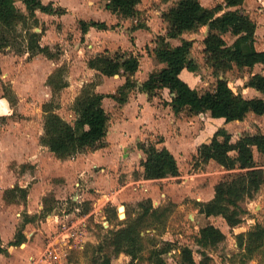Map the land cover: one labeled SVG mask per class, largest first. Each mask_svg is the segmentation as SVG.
Instances as JSON below:
<instances>
[{
	"label": "trees",
	"instance_id": "1",
	"mask_svg": "<svg viewBox=\"0 0 264 264\" xmlns=\"http://www.w3.org/2000/svg\"><path fill=\"white\" fill-rule=\"evenodd\" d=\"M43 0H0V52L6 48L14 49L16 54L28 53V58L42 54L48 59L57 58L61 52L55 45L41 47V33L32 30L30 24H37L36 11L50 15H64L66 10L54 7L52 3L44 5ZM245 0H223L213 8L201 5L199 0H178L175 5L163 13L162 20L167 24L165 33L155 39L153 56L163 67L149 74L148 78L137 87L134 79L139 68L140 54H126L121 50L113 53L104 51L88 59L87 65L99 75L94 80L84 84L76 96L72 110L76 115L73 123H69L56 111L59 103H54V94L67 87V69L59 67L47 80L52 88V99L42 105L43 127L40 136L41 145L53 153L57 159L66 160L78 154L93 152L108 146L106 141L107 123L110 114L102 107L104 97H111L117 103L128 101L131 92L138 88L149 98L166 91L169 105L175 114L186 112L188 116L208 113L211 118L223 119L224 124L242 122L250 114L264 116V75L253 73V68L264 65V48L255 47V22L242 10ZM22 3L24 11L17 7ZM141 0H106L105 8L118 20H136L139 15L138 5ZM30 23V24H29ZM82 35L89 28L107 30L104 22L79 21ZM142 25L136 24L135 28ZM207 28L204 36L203 56L207 67L214 76L212 89L200 91L191 87L185 74H198L199 63L191 55L193 42L182 36ZM225 35L234 38L231 44L224 39ZM171 40H180L179 45H172ZM237 69L239 75L235 84L220 73ZM244 72L248 73L246 78ZM124 76L125 80L115 94L102 95L95 92V87L102 81V76ZM251 88L261 94L245 98L238 88ZM161 142V141H160ZM137 148L144 159L140 162L143 168L142 178L145 180H160L176 177L179 174L175 157L165 148H157L152 142H138ZM254 151L264 156V132L244 131L230 133L225 128L217 129L208 141L199 143L196 155L193 157V168L202 170L210 161L224 170L234 172L214 185V195L206 202H197L199 212L206 218L221 217L229 227L241 224L246 209L242 206L246 200H253L260 187L264 185V170L255 160ZM15 198L20 193L25 201L26 188L15 186L9 190ZM89 209H82L85 214ZM107 219L120 216L119 227L107 231L101 236L98 244L91 246L88 264H113L124 254L130 258L128 264H138L146 251V231L159 232L165 227L171 212L169 207H153L151 199L137 202L136 209L126 210L124 205L107 207ZM33 220L24 215L22 226L16 231L14 239L6 245L0 244V254H7L15 246L26 242L23 227ZM103 229V226H100ZM226 239V235L216 226L206 224L199 229L195 240V249L180 248L181 264H210V250H216ZM144 258L149 264H167L164 255L175 250L170 241H157L153 238ZM239 264H252L254 258H260L264 264V220L245 233L236 235ZM194 253L199 260L196 261ZM237 256V257H238Z\"/></svg>",
	"mask_w": 264,
	"mask_h": 264
},
{
	"label": "rangeland",
	"instance_id": "2",
	"mask_svg": "<svg viewBox=\"0 0 264 264\" xmlns=\"http://www.w3.org/2000/svg\"><path fill=\"white\" fill-rule=\"evenodd\" d=\"M49 1H52L54 3V7L63 8L64 6L68 10H70V13H68L63 20L66 28H68V30L65 31V35L66 38L70 41L69 47L68 49L66 48V50H68L70 53H75V55L73 56V60H75L77 67L82 70L84 67L83 63L85 59L93 56V53L89 54L90 50L86 47L84 42L80 43L82 44L83 50L80 53H76L73 49V33L72 30L69 29L73 27V18L84 20L93 19L101 21L108 19L110 12L106 10L100 12V10L97 9V6H103L104 3H106V0H89L90 3L86 4L87 6H94L95 4H98L96 5V8L85 6L86 0ZM177 1L178 0H141V3L138 6L141 8V10L139 12V15L137 16L138 20H136V24L142 25L141 30L143 32L150 33L151 37H153V39L155 40L156 35L164 31L167 25L162 20L161 15L167 12L170 7L175 5ZM199 1L202 6L207 8H213L218 3L223 2V0ZM16 5L18 8L24 11L22 3L16 2ZM241 8L256 24L255 47L257 49L264 48V0H245ZM51 16L60 17L58 15ZM39 17L40 20L37 19V24L33 25L32 23H29L32 30L37 33H40V31H42V33L44 34L46 30L51 27V25H53L56 29L60 28L61 26L60 21L56 19L57 17L53 18L49 16H43V14H39ZM117 20L118 19L114 18V20H112L114 22L113 24L118 25L117 22H115ZM77 21L75 25H78ZM129 22L131 21L129 20ZM147 24H149V26H147ZM134 28L135 26L133 23H130V26L127 27L128 31L129 29L132 30ZM206 33L207 28L205 27L201 28L197 32L186 33L182 36L183 38L191 40L193 42L191 55L198 59L197 62L200 66L198 74L194 75V77H196L194 86L200 91L212 89L216 80L211 74V70L207 67L205 58L202 54V40ZM224 39L228 44H231L234 40V38L229 35H225ZM154 40L149 41V43L154 42ZM121 43L122 45H124L125 40L123 39ZM149 43L147 41L145 48L142 49L143 53H146V49L150 51V48H148ZM171 43L172 45L180 44V40H173L171 41ZM54 45L59 47V45L57 44ZM9 50L10 52H14V49L9 48ZM59 50L61 52L60 47ZM2 52H6V50H3ZM64 65L67 69V61L64 63ZM252 71L253 73L264 74V65L258 64L253 68ZM238 75L239 72L237 71V69L233 68L230 71L220 73V78H225L232 84H235ZM244 75L246 78L248 77L247 72H244ZM67 77L68 69L66 78ZM36 80L40 82L38 78ZM45 84H47V82ZM37 88L39 90L34 92H18V95H20L23 100L29 99L33 101V104L31 106L25 107L23 104L19 105L18 99L20 98H17L15 94L16 92L12 89L11 85L8 82L2 84L3 98L6 100V104L11 111L9 117L14 118L18 121L26 120L27 122H31V131L35 138H37L38 131L41 128L40 126L43 127L42 105L45 101L44 99L48 98V100H50L53 96V92H50V96L46 97L44 96L45 93H43L41 87L37 86ZM238 90L245 98L251 97V95L246 91V88L244 89L239 87ZM62 91L63 89L59 93L54 94L53 97L54 103H59V108L56 112H58L66 121L70 120V122H74L75 118L70 115L73 113L72 105L76 97L72 101L74 95L73 91L71 90V92L68 94H62ZM79 92L77 93V95L79 94ZM157 96L160 99H163L165 97L168 98V94H161V92H159ZM188 117L189 116L186 112L182 113L181 118H183L182 120L184 123L182 124V126L178 125L179 131H181L182 127H191L190 125L192 124H190V121L188 122ZM199 121L200 123H203V128V126H205L206 120L199 118ZM2 122L3 120L0 118V123ZM216 124L217 123H215V125ZM215 125L209 124L207 125L208 127L206 126L205 132L202 133L205 140L211 137V135H213V133L219 127L225 128L230 133L240 134L244 131L255 132L257 130L264 132V116H255L253 114H250L242 122L235 121L229 124H222L219 127H215ZM188 127L185 128V133H187V129H189ZM158 139L159 136L153 138V140L155 141H157ZM36 140L37 139H34V144L37 145V148H34L33 157L30 158V161L27 160V157H21L19 155H17L16 158H14L15 156H7V158H4L3 163L6 169L5 176L7 174H10V179L13 178L8 181L7 175L2 186L0 187V199H2V203H0V221L6 222V231H9L10 229L8 221H11V224L12 222L16 223L15 230L17 231L22 226L24 215H26V210H22V205L26 201H23L24 198L21 196V194L16 193L15 198L11 199L12 195L8 193V191L13 189L16 185L19 186L18 183L20 177H25L27 181H29L30 189L27 187L28 194H31V199H39L40 201L42 200L43 207L39 210V212L29 214V216L32 217L33 220L29 225H24L23 227L26 242L21 244L20 246H15L14 248L10 249L7 254H1L0 264L3 263V259H7L10 256V252L19 249H26L28 246H32L34 248V250L30 248V250L26 251L28 252V255L26 256V258H28V262L29 260L30 262L40 260L45 256V258H56V256H53V254L50 252L52 249L49 252H45L48 250V248L47 250H45V247L49 244L51 239H55V241L54 243L53 241L52 243L50 242V244H60L62 243V241L67 243V238L70 239L69 245L66 246L61 244L65 249H67L64 256V261H66L65 264H88L90 255L89 253L91 249L90 247L98 244L101 236L104 235L107 231L118 228L120 221H122L120 220L121 218L119 216V213L117 212L116 218H108V223L104 225V223L106 222V218L109 215L106 210L107 207H118L119 205H124L125 211H130L131 209H136L137 202L145 200L147 198L151 199L153 207H169L171 208V212L168 216L165 227L159 232L160 235L155 234V232L151 230L142 233V235L146 237L144 242L147 247L146 251H144L142 254L143 259H141L138 264H149L144 258H146L148 254V247L152 243V240H150V238H153L157 241L165 240L172 242L176 246V248L170 253L164 255L165 261L167 264H181L180 248L189 247L191 249H195V240L198 235L199 229L206 224H212L218 227L220 230L223 229L224 232L222 230L221 231L226 235L225 241L216 250L209 251V255L212 257V261L210 264H239L238 253L240 252V250L237 247L236 235L247 232L255 225V223H262L264 220V185L260 187L253 200H246L244 203H242V206L246 209V214L243 215L242 222L238 226L229 227L221 217L206 218L199 212L197 202L210 200L208 198L211 196L212 191L214 194V184H216L222 178L234 173L224 170L221 166L215 163L210 164V166L207 165L203 167L202 170H196L193 168L194 156L192 157L189 165H186L189 162H187V158L181 157V164H184V172L189 169L186 175H189L190 173L199 174L193 180H190V184H187V182L185 184V187H191L193 193H195V196L193 197H197V199H191L190 196L186 194V191L181 192L180 187L177 188V191L174 190L172 192L173 196L169 194L164 197H159L158 191L154 192L153 194L152 185H154V188H156L155 186H158L162 189L163 184L161 185V182H152V184H149L150 190L148 193L141 192V188H138V190H136L138 186L135 183H130L125 189L119 192L117 199H113L116 190H118L117 183L124 184L126 181L131 182L134 179L140 178V173L135 170L136 168L134 169L135 171L129 170L128 172V166L124 165L129 155L124 158L125 160L121 161V157L122 155H124V152L121 150L118 152V160L121 169L118 170L119 172L117 171L118 173L109 171V173H105L102 175L101 173L97 174L96 172H93L94 178L88 177V179L84 178V180H82L83 178L81 179L76 177L75 179L73 178L71 182H68L66 180L67 178L63 175V172L67 168V162L57 159L54 154H49L48 149H39ZM132 151L133 150L131 149L130 153H132ZM127 153H129V151L126 152V154ZM254 157L258 162V165L261 166L264 170V156H260L256 151H254ZM8 158H11L12 160H8ZM72 158L70 159L72 160ZM138 159L139 158L133 159L134 167H137L139 162L137 161ZM104 168L107 167L104 166ZM98 169L99 168H96L95 170ZM87 173L89 174V172ZM87 173L86 175H88ZM128 174H130L129 178ZM104 175L106 176L105 179L107 180V182L108 180L110 181L109 183H102L100 181L101 179L98 180L100 182L97 181L96 178L103 177ZM113 176H115V183L111 181ZM89 180H92V182H88ZM76 181L81 183V187L79 186V184H74ZM170 184L172 185L173 183H167V185L169 186ZM27 197L25 199H28ZM101 197H103V199H100ZM71 201H73V203ZM63 202L68 203L66 207L68 206L70 210L74 208H77L78 210L72 213V216H69V218L64 219L58 216L57 219L50 217L47 220V215L50 214L49 212L51 210L56 209L57 212L58 209L61 210L63 208ZM86 208L89 209L88 212L85 213V215H82V209ZM61 223H65V225H67V227L69 228L64 230L61 229ZM100 226H103V229H101ZM54 231L58 234L61 233L60 237L54 236ZM14 236L15 234L6 235L3 238H1L0 236V244H7L8 241H12L14 239ZM57 251L60 252L59 250ZM20 256L19 254H17L15 260L18 261V264H25V260L27 259L20 258ZM59 257L60 256H58L57 259H59ZM194 258L196 261L199 260L197 253H194ZM117 261H120V264H128L130 258L122 254L113 263ZM252 264H260V258H254Z\"/></svg>",
	"mask_w": 264,
	"mask_h": 264
},
{
	"label": "crops",
	"instance_id": "3",
	"mask_svg": "<svg viewBox=\"0 0 264 264\" xmlns=\"http://www.w3.org/2000/svg\"><path fill=\"white\" fill-rule=\"evenodd\" d=\"M48 1L49 0H43L42 2L43 4L52 3L54 5L52 1L49 2ZM88 3H90V1L86 0L85 6H87L86 4ZM96 5L98 4L87 7L96 8ZM63 8L67 10L66 14L60 17L56 16L57 18L55 16H51L49 14H45L40 11H36V16L38 20H40L39 14L41 15L43 14V16H49L53 18L55 17L57 20L60 21L61 24L60 28L56 29L53 25H51V27L48 30H46L44 34L42 33V31H40L41 37L39 40V45L41 47L50 46L54 44L59 45V47L61 48V54L57 58L48 59L42 54H37L32 58H28V53L16 54L14 52H10L9 48L5 49L6 52H0V118L3 120V122L0 123V187L2 186L7 175H8V181L13 179V178L10 179L11 177L10 174H7L5 176L6 169L3 163L4 158H7V156L8 157L15 156L14 158H16L17 155H19L21 157L24 156L27 157V160L30 161V158L33 157L34 148H37V145L34 144V139H37L36 142L38 144L39 149L43 148L44 150H47V148L41 145L40 143L42 126H40L41 128L38 131L37 138H35L31 131L32 129L31 122H27L26 120L18 121L14 118L9 117L11 111L8 105L6 104V100L3 98V93H2L3 83L5 84V82H8L11 85L12 89L15 90L16 92L15 94L17 98H20L18 99L19 105L23 104L25 107H27V106H31L33 104V101L29 99L23 100L22 97L18 95V92L19 91L34 92L39 90L37 86H40L43 93H45L44 96L46 97L50 96V92L52 93V88L45 83L47 82L48 77L52 73H54L56 69H58L61 66H64V63L66 61H67V69H68V77L66 78L67 87L63 89L62 94H68L72 90L74 94L72 101L77 96V93L84 86V84L93 81L94 77L96 75H99L96 70L90 69L88 67L87 65L88 59L104 51L113 53L117 50H121L126 54L129 53L140 54V58H139L140 65L138 71L134 75V79L136 80L137 87L141 86V84L148 78L149 74H151L152 72H156L163 67V65L158 63L153 56H151L150 54L143 53L142 49L145 48L147 41L149 43V41L154 40L153 37H151V34L148 32H143L141 28H134L132 30L129 29L128 31L127 27L130 26V23H133L135 26L136 20H138V18L134 21L130 20L131 22H129V20L126 21L117 20L115 22H117L118 25H116L113 24L114 22L112 20H114V18L115 19L117 18L115 17V15L110 13L108 19L104 21L73 18L74 20L73 27L69 30H72L73 33L72 42L74 43L73 45L74 51L76 53H80L83 50L82 44L80 43L84 42L86 47L90 50L89 54L93 53V56H90L87 59H85L83 63L84 67L81 70L80 68L77 67L75 60H73V56L75 55V53H70L68 50H66V48L68 49L69 47L70 41L66 38L65 31L68 30V28H66V25L64 24L63 20L67 16V14L70 13V10H68L64 6ZM137 8L139 11L141 10L140 7ZM97 9L100 10V12L106 10L105 3L103 6L98 5ZM81 20L104 22L107 26H114V25L115 26L107 30L89 28L87 33L82 35L79 25H75L76 21L78 23ZM147 26H149V24H147ZM147 33L149 34V36ZM164 33L165 30L157 34L156 37L158 35H163ZM123 39L125 40L124 45H122L121 43ZM154 42L149 43L148 48H150L151 52L155 47ZM261 49L263 48H260L258 50ZM195 59L198 60L197 58ZM185 76L189 85L191 87H195L194 83L196 77H194V74L186 73ZM37 78L39 79L40 82L36 80ZM124 80H125L124 76H121L119 74L114 75L112 77L102 76V81L95 87V92L102 95L115 94L117 88L124 83ZM137 87L136 90L130 93L128 101L124 104L117 103L111 97L108 96L104 97V99L102 100V107L110 114V119L107 123V132H106V141L108 142V146L105 148L97 149L93 152L78 154L76 155V157L74 156L72 160L71 159L63 160L64 162H67L66 164L67 168L63 172L64 177L67 178L66 180L68 182H71L73 178L75 179L76 177L81 179L83 178L82 180H84V178L88 179V177L94 178L93 172H96L97 174L101 173L102 175L105 173H109V171L118 173L119 172L118 170H121L120 163L118 160L119 159L118 152L121 150L124 152V155H122L121 157V161L125 160L124 158L129 155L124 163V165L128 166L127 167L128 172L129 170L133 171L136 168L135 170L140 173V178L134 179L131 182L126 181L124 184L117 183L118 190H116L113 199H117L119 192L125 189L130 183H135L138 186L136 190H138V188H141L140 189L141 192L148 193L150 190L149 184H152V182H161V185L163 184L162 189L158 186H155L156 188H154V185H152L153 194L154 192L158 191L159 197H164L169 194L173 196L172 192L174 190L177 191V188L180 187L181 192L186 191L187 192L186 194H188L191 199L192 198L197 199V197H193L195 196V193H193L191 187L190 188L185 187V184L186 182L187 184L188 183L190 184V180H193L199 174L190 173L189 175H186L189 169L186 172H184L185 169L183 167L184 164H181L182 163L181 157L187 158L186 160L187 162L188 161L189 162L186 165H189L192 157L196 155L197 145L203 142V140H205L204 135L202 133L205 132L206 126L209 124L215 125V123H217L215 127H219L220 125L224 124V120L211 118L208 113L189 116L187 119L188 122L190 121V124L192 125H190L191 127L187 126L189 128L187 129V133L184 132L185 128L187 127H182L181 131H179L178 125L182 126V124L184 123L182 120L183 118H181L182 113L175 114L169 105L164 104V102L166 103L169 102V99L166 97L160 99L158 96H153L152 98H149L146 93L139 92ZM246 91L251 95L250 98L255 96H261V94H259L258 92H256L251 88H246ZM162 92L164 94L165 93L167 94L165 90L161 91V94H163ZM44 100H45L44 102L42 101L43 104L50 101L48 100V98ZM70 116H73V118L76 119V115L74 112ZM199 118L206 120L205 126H203V128H202L203 123H200ZM68 122L73 123L70 122V120H68ZM156 136H159V139L157 141L153 140V138ZM209 139L210 137L207 138L205 142L208 141ZM147 141L156 144L157 148L165 147L170 151L171 154H173L178 165V170H179L178 176L167 177L160 180H145L142 178L143 168L141 167L140 162L144 159V155L140 150H138L137 143L147 142ZM171 142L174 147L171 145ZM131 149L133 150L132 153H130ZM128 151L129 153L126 154V152ZM48 153L53 154L50 152ZM134 158L135 159L139 158L137 160L139 161L137 167H134L133 164ZM8 160H12V159L8 158ZM212 163L214 162L210 161L208 165L210 166V164ZM104 166L107 168H104ZM96 168L99 169L95 170ZM87 172H89V174ZM86 173L88 175H86ZM129 175L130 174H128V178ZM105 178L106 176L104 175L103 177L96 179L97 181L101 179L100 181L102 183L103 182L109 183L110 181L108 180L107 182ZM111 181L115 183V176H113ZM88 182L91 183L92 180L91 181L89 180ZM167 183H173V184L172 185L170 184L169 186L167 185ZM18 184L21 188H26V189L27 187L29 188L30 186L29 181H27L25 177L24 178L20 177ZM74 184L75 185L79 184V186L81 187L80 182L76 181ZM213 195L214 194L212 191L211 196L208 199H211ZM27 198L28 199L25 200L26 202H24L22 205L23 206L22 210L25 209L27 215L33 214L34 212H39V210L42 209L43 207L42 200L40 201L39 199H31V194H28ZM100 199H103V197H101ZM71 202L73 203V201ZM202 202H206V201H202ZM0 203H2V199H0ZM66 205H68V203L63 202L62 203L63 208L61 210L58 209L57 212L56 209L51 210L49 212L50 214L48 213L49 215H47V220L50 217L52 218V216H56V215L64 219L69 218V216H72V213L78 210L77 208L70 210V208L68 206L66 207ZM5 223H6L5 221H0L1 238H3L6 235H13L16 233L15 222H12L11 224V221H8V224L10 226V229L8 228L9 231H6ZM30 223L31 222H28L25 225H29ZM221 230L223 231V229ZM53 234L54 236H58V237H60L61 235V233L58 234L57 232L55 233V231L53 232ZM52 241L54 243L55 239L54 240L51 239L50 242L52 243ZM50 242L45 247L46 248L45 250H47L48 248V250L45 252H49L52 249L50 252L53 254V256L55 255L56 258H51V257L45 258L46 257L45 256L40 260H35L31 262L29 260L28 262V258H26L28 252L26 251L30 250V248L34 250L32 246H28L26 249H22V250L19 249L10 252V256L7 259L6 258L3 259L2 264H18V261L15 260L17 254H19V256L21 255L20 258L27 259L25 260V264H65L66 261H64L65 260L64 256L67 249H65L61 244H50ZM5 244L6 243H4L3 245ZM57 250H59L60 252H58ZM58 256H60L59 259H57Z\"/></svg>",
	"mask_w": 264,
	"mask_h": 264
},
{
	"label": "built area",
	"instance_id": "4",
	"mask_svg": "<svg viewBox=\"0 0 264 264\" xmlns=\"http://www.w3.org/2000/svg\"><path fill=\"white\" fill-rule=\"evenodd\" d=\"M54 219H57V215L56 216H52ZM67 228H69V227H67V225H65V223H61V229H67ZM71 228V227H70ZM69 241H70V239L69 238H67L66 239V242L67 243H65L64 241H62V243H60V244H63V245H69ZM113 264H120L118 261L117 262H115V263H113Z\"/></svg>",
	"mask_w": 264,
	"mask_h": 264
}]
</instances>
